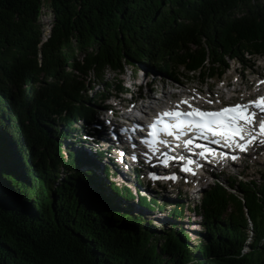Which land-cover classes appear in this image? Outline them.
I'll return each mask as SVG.
<instances>
[{
  "label": "trees",
  "instance_id": "16d2710c",
  "mask_svg": "<svg viewBox=\"0 0 264 264\" xmlns=\"http://www.w3.org/2000/svg\"><path fill=\"white\" fill-rule=\"evenodd\" d=\"M262 55L264 0H0V264H264V170L170 206L113 181L86 134L113 90L130 93L110 72L209 83Z\"/></svg>",
  "mask_w": 264,
  "mask_h": 264
},
{
  "label": "rangeland",
  "instance_id": "374dc122",
  "mask_svg": "<svg viewBox=\"0 0 264 264\" xmlns=\"http://www.w3.org/2000/svg\"><path fill=\"white\" fill-rule=\"evenodd\" d=\"M40 23L44 30V34L49 33L53 23V13L46 4L42 8ZM253 60L255 61V66L253 68H245L237 60H231L230 69L226 74L221 79H211L209 83H202L197 81V79H187L186 77H182V81H177L168 76L156 73L155 71H152L151 75H148L142 70L134 73L132 69L127 66L126 70L119 75L110 72V79L113 81H117V78L123 79L125 86H127L131 92L124 94L123 92L113 90L112 93L116 94L118 98H111L106 104L112 105L113 107H120V105H123L125 101H128L131 98H137L138 101L136 103L141 106L148 104L150 101H153V103L155 101L157 106L158 103L160 104L162 102L177 103L181 99V94L187 91L194 92L195 97L202 103H207L209 97H211L213 103L222 100L228 101L231 99L243 100L248 95H257L264 91L263 80H256L257 77L264 79V77H262L264 76V72L262 71V67H264V56H257ZM262 73L263 75H261ZM241 81L242 84L240 83ZM259 82L261 83L259 84ZM247 83L251 87H247ZM166 92H171V95H166L165 100L163 101L160 97ZM101 111L102 118H113L110 111ZM123 111L124 110L122 109L121 112ZM117 118H122V116L119 114ZM116 153L117 155L113 151L109 154V159H105V161L111 165L113 172L111 176L113 181L128 183L133 186L134 189L141 190L143 194L157 195V190L162 191V194L159 197L170 204V206H172L174 201L177 200L176 196L179 189L184 195L186 194L183 199L184 202L191 205L199 202L201 190L207 187L210 183L207 179L200 187L195 185L193 188L190 185L187 186L180 184L166 186L158 182H150V184L147 185V177L143 173V180L142 183H140L136 180V173L135 170H133V165H131L132 167H130V170L126 168V166L121 167V154L118 150H116ZM242 159L245 160L244 163H237L234 166H228L225 174L220 172L218 168H215L217 174H219L224 180H227L229 175H236L238 178L246 180L259 178L260 172L264 170V145L259 144L255 146L251 153L244 155ZM214 176V174H211L209 179ZM135 210H133V213L137 214ZM146 216L148 218L149 215ZM189 217L190 218L184 220V226L190 231L189 233L192 238V243L194 244L199 241V234L203 231L202 217L199 214L191 212L189 213ZM165 222H167L166 216L161 215L160 218L155 221V223L158 224L156 229L167 226Z\"/></svg>",
  "mask_w": 264,
  "mask_h": 264
},
{
  "label": "snow or ice",
  "instance_id": "6c2138e0",
  "mask_svg": "<svg viewBox=\"0 0 264 264\" xmlns=\"http://www.w3.org/2000/svg\"><path fill=\"white\" fill-rule=\"evenodd\" d=\"M207 103L211 104L213 101L208 100ZM181 104L187 105L190 110H180ZM150 127L153 129L152 139L145 142L157 151L159 150L156 148L157 144L169 143L166 139H158V136L165 133L168 136H175L177 140L188 133H193L205 140L211 138L216 144L223 143L225 147L247 151L254 143L264 145V95L246 103H236L218 110H202L193 107L188 99H183L177 102L174 110L162 112ZM184 144L191 145L192 140L186 139ZM197 147L206 149L199 153L202 157L214 151L207 145ZM221 155L226 157L228 154ZM237 158L236 155L231 156L232 160ZM188 163L191 164L193 161L189 159ZM183 170L187 172L191 169L185 166Z\"/></svg>",
  "mask_w": 264,
  "mask_h": 264
},
{
  "label": "bare ground",
  "instance_id": "6f19581e",
  "mask_svg": "<svg viewBox=\"0 0 264 264\" xmlns=\"http://www.w3.org/2000/svg\"><path fill=\"white\" fill-rule=\"evenodd\" d=\"M48 36H49V33L43 34V40H46ZM261 75H263V73ZM262 77H264V76H262ZM166 95H168V96L171 95V92H166L164 94V97ZM154 103H155V101H154ZM144 106L142 105V107H144ZM116 111H117V109H116ZM107 121L110 124L109 125L110 130H109V128L105 127V125H106L105 123L103 124V129L101 130V134H104V136H105L104 140L107 143H109V141H111V143L113 144L111 146V148L118 150V152L121 154L122 162L125 165H128V163L130 165L134 162H139L140 161L139 144L134 142L133 140L131 141L127 138L126 134L128 135L129 132L123 130V128H122L123 126L121 127V125H120L121 121H119L118 123L115 122L113 119H107ZM108 130H109V132H107ZM111 131L113 132L112 135H111ZM130 134L133 135L134 132L132 131V132H130ZM130 154H135V157L133 159H128ZM171 168H173V167H171ZM203 178H205V176H203Z\"/></svg>",
  "mask_w": 264,
  "mask_h": 264
}]
</instances>
